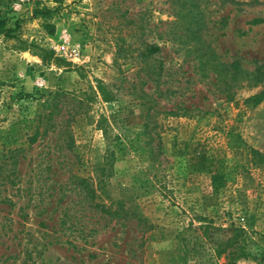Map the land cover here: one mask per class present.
Here are the masks:
<instances>
[{"label":"rangeland","instance_id":"374dc122","mask_svg":"<svg viewBox=\"0 0 264 264\" xmlns=\"http://www.w3.org/2000/svg\"><path fill=\"white\" fill-rule=\"evenodd\" d=\"M199 21L219 61L264 70V0H0L19 23L0 35V264H227L214 241L234 237L235 264H264V83L207 75L183 43ZM77 178L147 226L100 219Z\"/></svg>","mask_w":264,"mask_h":264},{"label":"trees","instance_id":"16d2710c","mask_svg":"<svg viewBox=\"0 0 264 264\" xmlns=\"http://www.w3.org/2000/svg\"><path fill=\"white\" fill-rule=\"evenodd\" d=\"M56 10L50 8H43L36 7L34 10V17H49L51 16ZM261 19H257L254 23H261ZM19 23L17 22L16 27L14 29H7L6 24L4 22H0V35H11L12 33L16 32L18 29ZM205 29V24L202 21H199L195 27L188 25L186 27L185 33L187 36V40L184 41L186 45H191L194 43V52L195 58L199 60V64L201 69L208 75L209 73H214L218 78L224 77L226 80V84H233L237 82H254L255 85L264 83V70L262 67H258L255 71L250 72L245 70L241 67L239 61H234L230 64L224 63L219 61L218 55L215 53L214 49L205 41H203V35L201 32ZM51 32H53L51 30ZM160 52V48L155 45H148L146 47L145 53H143L142 57L144 60L148 61L149 59L153 58V56ZM147 75L154 81L157 82V77H160V73H156V71L151 70L148 68ZM153 76H156L153 77ZM27 98L26 95L21 96ZM264 100V91L252 97L248 100L249 104H259L261 101ZM149 115V114H148ZM149 123L146 124V128H149ZM39 138V133L37 132L34 137L31 139L32 143L37 142ZM68 146L71 148V142L67 143ZM249 156L251 157L248 159V162L251 165H254L258 168L264 167V153L249 149ZM103 182V181H102ZM102 182L100 184H102ZM76 185V189H78L80 194H83L86 198V201L90 203V206L93 210H95L98 214L100 219L105 220L108 223L116 221L117 223H126L130 221H136L138 225L146 227L147 220L143 218L138 213V208L134 205L132 200L130 199H118L116 201H112L111 203H106L105 201H97V190L92 187L86 179L77 178L74 183ZM103 189V186H102ZM72 216L69 215L67 212L62 216L61 219V226H66L68 222L72 221ZM77 224L78 218H76ZM74 222V221H73ZM72 222L70 229L73 230L75 228L74 223ZM76 224V225H77ZM149 228V227H148ZM151 228V227H150ZM236 231L237 229H232ZM244 229H239L240 235L243 236L245 234ZM92 232V231H91ZM84 231H80V237L84 236ZM59 240V239H58ZM237 238H229L226 241H214L215 245L213 247L214 254L216 258H221L225 256L226 260L228 261L227 264H235L236 260L239 259H248L251 255L246 248H235V242ZM73 244V241L71 242ZM264 255V251H263Z\"/></svg>","mask_w":264,"mask_h":264},{"label":"built area","instance_id":"2783aa9c","mask_svg":"<svg viewBox=\"0 0 264 264\" xmlns=\"http://www.w3.org/2000/svg\"><path fill=\"white\" fill-rule=\"evenodd\" d=\"M47 0H14V9L16 10V12L22 11L25 7L31 5V4H35L38 2H46ZM68 40V39H66ZM67 52L65 51V54ZM67 56H70V58L72 59H79L81 58V52L77 49H71L70 51H68Z\"/></svg>","mask_w":264,"mask_h":264}]
</instances>
